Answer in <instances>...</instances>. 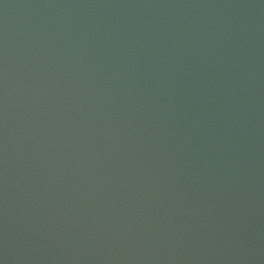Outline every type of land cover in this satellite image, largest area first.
<instances>
[{"label":"water","instance_id":"95a60500","mask_svg":"<svg viewBox=\"0 0 264 264\" xmlns=\"http://www.w3.org/2000/svg\"><path fill=\"white\" fill-rule=\"evenodd\" d=\"M0 264H264V0H0Z\"/></svg>","mask_w":264,"mask_h":264}]
</instances>
